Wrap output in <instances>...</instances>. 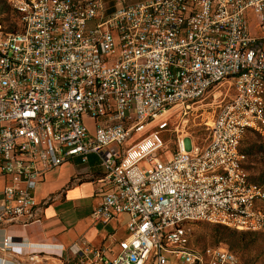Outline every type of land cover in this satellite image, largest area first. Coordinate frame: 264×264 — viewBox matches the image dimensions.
I'll return each mask as SVG.
<instances>
[{"label":"built area","instance_id":"2783aa9c","mask_svg":"<svg viewBox=\"0 0 264 264\" xmlns=\"http://www.w3.org/2000/svg\"><path fill=\"white\" fill-rule=\"evenodd\" d=\"M7 2L17 27L0 22V226L41 220L34 190L45 173L93 159L101 200L92 217L129 216L113 256L81 239L72 255L30 260L245 264L229 248L195 246L190 225L264 228V187L241 151L264 116V0ZM251 19L262 35L251 34ZM223 83L235 94L205 122L209 140L177 126L169 152L168 116ZM13 247L3 240L0 264Z\"/></svg>","mask_w":264,"mask_h":264},{"label":"crops","instance_id":"0c3cea01","mask_svg":"<svg viewBox=\"0 0 264 264\" xmlns=\"http://www.w3.org/2000/svg\"><path fill=\"white\" fill-rule=\"evenodd\" d=\"M96 177L92 163L79 161H68L46 172L34 190L41 220L0 226V246L5 238L14 245L12 254H4L3 264H40L30 260L34 254L69 256L71 246H83L81 239L103 245L113 256L118 251V241L127 236L129 216L120 214L107 222L94 220L92 212L101 200V182ZM7 181L0 174V193ZM47 264L59 263L52 259Z\"/></svg>","mask_w":264,"mask_h":264},{"label":"rangeland","instance_id":"374dc122","mask_svg":"<svg viewBox=\"0 0 264 264\" xmlns=\"http://www.w3.org/2000/svg\"><path fill=\"white\" fill-rule=\"evenodd\" d=\"M133 2L143 0H129ZM0 20L10 28L17 22L15 12L8 4L7 0H0ZM250 29L252 35H262L255 25V20L251 19ZM235 94V88L229 83L213 89L196 104L193 110L187 114L175 111L168 116L169 124L162 135L168 144V151L172 152L177 148V126L183 129L182 132L189 140H193L200 145L205 144L210 137L209 131L205 127V122L209 121L219 108V105L231 99ZM93 122L89 121L92 128ZM181 132V130H179ZM139 134H137L138 136ZM241 151L245 155L243 166L252 181L264 187V116L258 128H250L241 145ZM168 152V153H169ZM167 153V154H168ZM167 154L163 157L166 158ZM95 169L97 162H91ZM264 208V202L262 203ZM191 240L197 247L215 245L229 248L235 251L245 264H264V228L260 231H241L220 224L198 222L190 225Z\"/></svg>","mask_w":264,"mask_h":264},{"label":"trees","instance_id":"16d2710c","mask_svg":"<svg viewBox=\"0 0 264 264\" xmlns=\"http://www.w3.org/2000/svg\"><path fill=\"white\" fill-rule=\"evenodd\" d=\"M0 22H2V21L0 20ZM16 27H17L16 24H14V25H13V28H16Z\"/></svg>","mask_w":264,"mask_h":264}]
</instances>
